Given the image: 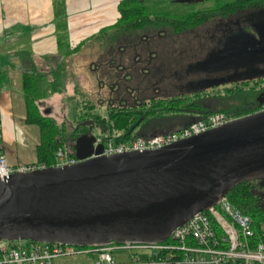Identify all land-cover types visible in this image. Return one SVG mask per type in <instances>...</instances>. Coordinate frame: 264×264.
<instances>
[{"label":"water","instance_id":"1","mask_svg":"<svg viewBox=\"0 0 264 264\" xmlns=\"http://www.w3.org/2000/svg\"><path fill=\"white\" fill-rule=\"evenodd\" d=\"M262 15L264 11L252 15L256 34L237 31L228 39L246 48L237 57L242 63L264 62ZM220 50L208 59L217 58ZM218 67L245 74L241 65ZM103 152L91 131L76 141L77 164L0 177V241L80 248L166 242L236 187L251 182L264 187V109L160 149L112 156Z\"/></svg>","mask_w":264,"mask_h":264},{"label":"trees","instance_id":"2","mask_svg":"<svg viewBox=\"0 0 264 264\" xmlns=\"http://www.w3.org/2000/svg\"><path fill=\"white\" fill-rule=\"evenodd\" d=\"M214 1L215 7L212 9L170 16L151 14L144 0H124L119 5L120 18L116 24L73 50L71 55H79L86 45L93 44L108 49L94 66H100L104 74L115 72L118 75L111 81L118 82L113 86L119 87L118 93L122 97L118 103L108 105L106 115H100L98 109L101 105L88 100V96L76 86L75 95L80 94L82 98L74 107V120L59 122L42 112L34 91L36 84H26L27 123L40 129L36 163L46 167L55 166L56 153L60 149L69 151L75 157L76 141L95 130L99 131L98 137L105 142L120 144L146 138L141 133L136 136L135 132L153 120L187 117L184 128H188L197 122L207 121L215 114L238 119L263 110L257 106V98L264 91V75L233 83H211L208 87L193 89L192 83L184 81L182 74L170 78L175 69L171 74L161 73L158 69L161 56L166 57L162 53L175 37L200 28L203 31L214 29L220 21H230L240 15L256 16L264 11V0ZM237 31L252 34L248 26L232 30L233 33ZM231 35L229 33L227 38ZM212 40L213 48L215 44L219 46L220 42L215 40V36H212ZM165 83L173 85L167 90ZM100 84L101 88L106 86L104 81ZM249 84L253 86L247 88ZM127 91L137 93L136 99H131ZM216 100L221 102L213 108L206 103ZM240 100L244 105L238 108L234 102ZM227 199L251 220L252 241L264 244V187L258 182L244 183L236 187Z\"/></svg>","mask_w":264,"mask_h":264},{"label":"crops","instance_id":"3","mask_svg":"<svg viewBox=\"0 0 264 264\" xmlns=\"http://www.w3.org/2000/svg\"><path fill=\"white\" fill-rule=\"evenodd\" d=\"M122 1L0 0V146L10 164L37 162L40 129L27 123L26 84H36L43 113L59 122L69 121L65 95H47V85L53 84L55 91L54 84L62 83L71 98L76 86L86 87L81 62L70 60L78 54H71L118 22ZM95 64H89L93 73ZM128 261L129 254L118 263Z\"/></svg>","mask_w":264,"mask_h":264},{"label":"built area","instance_id":"4","mask_svg":"<svg viewBox=\"0 0 264 264\" xmlns=\"http://www.w3.org/2000/svg\"><path fill=\"white\" fill-rule=\"evenodd\" d=\"M234 119L225 114L212 115L207 121L197 122L177 132L149 138H137L126 143L105 142L103 156L134 151L156 150L170 146L212 129L227 125ZM2 134L0 132V141ZM78 160L69 151L56 153L53 167L75 165ZM45 165H12L0 146V177L16 173H31L46 169ZM251 220L228 199L209 212L194 216L186 225L177 228L161 244L124 243L96 248H80L61 244L0 241V264H66L67 260L83 259V264H119L115 253L129 254L127 264H264V244L253 242Z\"/></svg>","mask_w":264,"mask_h":264},{"label":"rangeland","instance_id":"5","mask_svg":"<svg viewBox=\"0 0 264 264\" xmlns=\"http://www.w3.org/2000/svg\"><path fill=\"white\" fill-rule=\"evenodd\" d=\"M179 1L181 0H144L145 6L147 7L148 11L151 14H162V15H170V16H180L182 14L202 11L206 9H212L215 7V1L214 0H193L192 3H185L182 4ZM226 2H233L237 0H224ZM251 14L246 15H240L236 18L230 20V21H220L219 25H216L214 29H208L206 31H203L202 28L194 31L187 32L186 34L180 35V37H175L174 42H171L162 53L163 56H166L163 58L161 56L160 60L158 61L159 71L161 73L165 74H171L172 70L173 76L170 78L174 79L177 75L180 76L181 74L185 76L184 81L187 83H192L191 87L193 89L208 87L211 83H218L219 81L223 82L226 78L229 79H256L260 74H264V62L257 64L256 63H242L238 61L237 57H240L243 55V52L246 50V48L240 47V44H231L228 43L227 38L229 33H232V30H240L245 26H248L250 28V31L253 35L256 34L255 28H258L255 24V22H252L254 18L252 16H249ZM261 21L263 22V25H259V29L262 27V32L260 30L259 39L264 40V15L260 16ZM251 23V26H250ZM168 30V29H167ZM208 33V34H207ZM210 35V36H208ZM215 35V40L219 41V46L215 44L213 48V40L212 36ZM227 38V39H226ZM227 41V47L222 46L224 41ZM187 44H189L187 46ZM257 44V42H255ZM221 48L220 52L218 53V57L214 59H207L208 55L215 51L216 49ZM107 48L101 47L98 44L89 45L87 48H85L84 52L81 53V55H77L76 57L70 59L72 62L77 64L78 62H81V71L83 74H86L87 84L86 87H81L80 90L84 94H86V97L88 96V100L94 101L95 103H98L101 105V107L98 109V113L100 115H106L107 114V108L108 105L112 103H118L120 98L122 97L121 94H119V87L116 88L118 82L111 81L115 80V78H118L113 73H103L102 68L99 66V68H95L96 70L94 73L91 72L89 68L90 63H96L101 59V56L107 51ZM75 59V60H73ZM207 59V60H206ZM209 60H219L214 64H206ZM221 61V63H220ZM224 63H227V65L232 66H239L241 65L243 68L239 69L240 72L245 73L243 75L237 76L236 68L235 69H219L218 66L223 65ZM87 65V66H86ZM209 66V69L206 70V66ZM86 66V67H85ZM85 67V68H84ZM110 67H113L110 65ZM213 67V68H212ZM258 67V68H257ZM217 68V69H216ZM79 69V68H77ZM116 69V68H111ZM246 69V70H245ZM177 70H180L179 72ZM213 72H210V71ZM235 74V75H234ZM233 75V76H231ZM241 76V77H240ZM105 82L106 86L101 88V82ZM175 81V80H174ZM174 83V82H173ZM55 91H52V86L47 85V95H49L48 92L54 93V95H65L64 102L69 110L68 114V120L73 121V110L76 104L80 102L82 95L78 94L75 95L76 98L72 99L69 94L66 93L64 90V85L59 84L56 85ZM170 85L165 83V88L169 90ZM252 84H249L247 88L252 87ZM115 87V91H114ZM204 87V88H205ZM192 90V89H190ZM57 91V92H56ZM166 93V92H164ZM127 94L131 97V99H136L137 93H134L131 91ZM50 96V95H49ZM85 98V97H84ZM86 99V98H85ZM254 100V99H253ZM252 100V101H253ZM220 100L216 101H207L206 103L208 106H211L212 108L215 106H218L220 104ZM254 103V102H253ZM234 105L238 108H241L244 104L243 101H237L234 102ZM188 120L187 117H170L164 120H159L153 125H150L151 127H167V126H175L174 129H177L183 124L186 123ZM185 122V123H184ZM151 129V128H149ZM143 129L140 128L135 132V135H139L140 132ZM93 136L98 137L99 131H93ZM115 256L117 257L118 261H124L125 259H128V254L126 252H116ZM85 260H67L66 264H83Z\"/></svg>","mask_w":264,"mask_h":264},{"label":"flooded vegetation","instance_id":"6","mask_svg":"<svg viewBox=\"0 0 264 264\" xmlns=\"http://www.w3.org/2000/svg\"><path fill=\"white\" fill-rule=\"evenodd\" d=\"M214 23V22H213ZM256 24V23H255ZM258 24V23H257ZM256 24V25H257ZM251 25V23H250ZM247 27V26H246ZM256 29V28H255ZM215 36V35H214ZM155 46V44H154ZM130 101V100H129ZM257 106H261V108L264 109V91L263 93L257 98ZM159 120H164V119H159ZM159 120H153V121H150V122H147L144 124V126L142 127V131L140 132L142 137H146V138H149V137H152V136H156V135H160V134H168L172 131H176V130H179L181 127H183L184 125L186 124H183V126L177 128V129H174L175 126H167V127H151L150 125H153L154 123H156L157 121ZM235 120V119H234ZM187 122V121H186ZM185 123V122H184ZM151 128V129H149ZM173 133V132H172ZM141 138V137H140Z\"/></svg>","mask_w":264,"mask_h":264}]
</instances>
